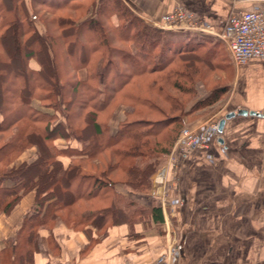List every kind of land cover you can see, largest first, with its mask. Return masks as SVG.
I'll return each mask as SVG.
<instances>
[{"label": "trees", "instance_id": "1", "mask_svg": "<svg viewBox=\"0 0 264 264\" xmlns=\"http://www.w3.org/2000/svg\"><path fill=\"white\" fill-rule=\"evenodd\" d=\"M35 5L46 6L60 37L51 36ZM92 7L94 15L86 18L80 0H0V215L9 214L22 195L35 194L32 209L6 241L0 264H33L44 240L40 229L62 222L83 231L107 213L111 194H146L176 131L165 145L153 147L150 140L173 122L153 99L128 87L149 79L147 87L162 93L154 75L167 65L176 59L190 60L182 64L185 72L175 73L177 77L187 71L197 74L195 60L209 59L199 51L209 40L195 41L179 31L148 26L121 0H98ZM37 22L43 32L37 30ZM32 62L37 69L31 68ZM227 88L210 91L195 109L214 106ZM32 100L53 114L34 109ZM120 110L123 118L116 121ZM156 116L160 118L150 119ZM109 121H116L114 132ZM56 139L76 141L80 148L58 149ZM32 146L38 148L33 161L9 167ZM62 158L69 163L64 165ZM95 162L104 165L98 168ZM115 171L124 172L126 178H114ZM99 194L107 196L102 199L109 203L106 211L95 209L93 201ZM81 201L92 203L83 213L73 212ZM61 210L74 222L64 220ZM153 211L162 222L160 205Z\"/></svg>", "mask_w": 264, "mask_h": 264}, {"label": "crops", "instance_id": "2", "mask_svg": "<svg viewBox=\"0 0 264 264\" xmlns=\"http://www.w3.org/2000/svg\"><path fill=\"white\" fill-rule=\"evenodd\" d=\"M121 1L148 26L158 29L164 15L180 7L217 34L232 15L264 9V0ZM193 34L197 41L219 40L214 34ZM233 67L234 80L226 85L229 95L219 119L240 108L259 116L236 115L226 120L222 133L207 149L176 158L174 178L168 177L173 181L168 182L166 205L161 207L162 222L154 215L156 204L149 195L111 194L108 208V201L102 200L107 196L99 194L93 201L95 209L108 208L107 213L83 231L62 222L40 229L44 240L33 264H152L163 252L164 235L171 230L178 249L175 264H264V60ZM209 93L201 94L196 102ZM35 102L32 107L41 111ZM71 142L56 139L53 144L58 149L80 148ZM37 152L36 146L29 147L9 167L33 161ZM9 184L4 182L5 187ZM34 201L30 191L9 214L0 215V254ZM91 203L81 201L72 211L83 213Z\"/></svg>", "mask_w": 264, "mask_h": 264}, {"label": "rangeland", "instance_id": "3", "mask_svg": "<svg viewBox=\"0 0 264 264\" xmlns=\"http://www.w3.org/2000/svg\"><path fill=\"white\" fill-rule=\"evenodd\" d=\"M29 0H26V3H28ZM98 0H80V2L83 3L84 8L82 10V14L86 18H89L94 15V7L93 2L96 3ZM35 12L38 14V16L46 23L48 30L53 37H60V33L56 29L55 25L51 23L53 17L48 12L46 6L44 5H35L34 6ZM67 15L72 16L73 18H78L79 16L76 13L67 12ZM37 30L40 32H43V27L37 22L36 23ZM181 35H183L185 38H190L193 40H198L195 38V35L190 32H179ZM209 40L206 42L205 45H203L199 51L205 52L208 54V60L201 58L200 60H195V63L197 64L198 70L197 74H193L194 71L188 72L181 76L175 77L176 72L183 71L185 72L187 70L186 65H182L186 62L188 63V59L183 60H174L171 65H167L163 71L160 72V74L154 75V80L157 81V84L162 87L163 92L160 93L157 91V88L153 87L149 89L147 87L149 83V79H146L145 81L139 80L137 82L133 83L135 84L134 87L132 84L128 87L131 91H138L141 96H146L147 98H151L156 102V105L163 109L165 116L168 118H171L172 122L159 137H155L151 139L152 146L157 143L159 146H163L168 141V138L171 136H174L175 133V140L172 143V146L170 147V152L172 151L174 144L176 140L181 136L182 132L187 133L186 141H190L200 130L202 124L210 119L218 118L219 111L221 110V107L224 106L227 97L229 95V90H226L223 95H221L219 98V102L215 104L214 106L207 107V108H201V109H195L198 97L201 94L209 93L210 91L219 90L222 87H225L228 84L231 85L232 81L234 80V71H233V63L231 61L229 52L227 50V47L225 43L221 40H213V39H206ZM211 40V41H210ZM202 41V39L200 40ZM204 41V40H203ZM60 48L63 49V45L60 42ZM130 50H134L132 46H130ZM158 47L155 49L157 52ZM156 54V53H155ZM152 62L157 63V59L151 58ZM32 67H36L33 63ZM59 64H62V61L59 60ZM210 66H206V65ZM162 66V65H161ZM177 70V71H176ZM195 75L192 79V76ZM175 83L174 87L172 84ZM181 86L180 88L178 87ZM157 87V86H156ZM176 88H179L176 89ZM229 88V87H228ZM227 88V89H228ZM230 89V88H229ZM206 92V93H205ZM166 96V97H165ZM37 101V100H32ZM36 106H39L40 110L42 112H48V114H53V111L51 109H46L42 107V103H34ZM38 104V105H37ZM180 108V111L177 110ZM59 118V115H58ZM116 121H119L123 118L122 110H120L116 114ZM159 119V116L150 118L151 120ZM116 121L111 122L109 121L111 132H114L116 129ZM174 136V137H175ZM1 145V143H0ZM72 146H79L76 141L71 142ZM69 145V146H70ZM25 151V150H24ZM23 151V152H24ZM146 151V150H144ZM170 152L167 154L166 159L164 160L163 164L159 166V168L153 173V175L150 177V188L148 192L144 195H149L151 199L155 202L156 206H161V201L163 199V196L165 197V204H166V192L169 189L168 184L172 183V181L169 182V178H167V182L164 186L163 192L161 189V186H159L156 183V179L158 174L161 172L162 169H164L167 165V160L170 155ZM111 158V157H110ZM109 157L105 158V161H111L113 159H110ZM96 166L98 168L103 167V162H95ZM130 162H124L123 166L130 165ZM113 177L116 179L123 180L126 178L124 172H118L115 171L113 174ZM143 195V194H142ZM60 214L64 220H70V223L74 222V219L70 216H67L65 212L60 211ZM76 231L80 230V228L75 229ZM165 240V246L163 252H161L155 260L162 254H167L173 246H176V238L174 236L173 231H169L168 234L164 235ZM154 260V262H155ZM176 261V260H175ZM154 262L152 264H154ZM175 264V262H174Z\"/></svg>", "mask_w": 264, "mask_h": 264}, {"label": "built area", "instance_id": "4", "mask_svg": "<svg viewBox=\"0 0 264 264\" xmlns=\"http://www.w3.org/2000/svg\"><path fill=\"white\" fill-rule=\"evenodd\" d=\"M158 29L164 31H179L190 33L214 34L223 41L235 67L245 66L252 59L264 60V9H253L232 15L225 28L220 33L213 32L207 25L196 19L193 14L180 7L166 13ZM219 117L204 122L199 132L186 141L187 133L182 132L176 140L167 160V165L158 174L156 183L161 186L168 182L169 175H173L176 168V158L188 155L196 150H205L210 141L218 137ZM174 178V175L173 177ZM163 196L161 206L164 207ZM178 256L177 246H173L167 254L160 255L154 264H174Z\"/></svg>", "mask_w": 264, "mask_h": 264}, {"label": "water", "instance_id": "5", "mask_svg": "<svg viewBox=\"0 0 264 264\" xmlns=\"http://www.w3.org/2000/svg\"><path fill=\"white\" fill-rule=\"evenodd\" d=\"M236 115L237 116H247V115L259 116L257 113L252 112V111H247L246 109H243V108L238 109L236 112H228V113L224 114V116H222L218 122V129H217L218 134L222 133V129H223V126H224L226 120H229ZM218 142L222 143V140L218 139Z\"/></svg>", "mask_w": 264, "mask_h": 264}]
</instances>
